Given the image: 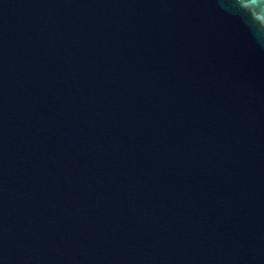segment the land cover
<instances>
[{
    "label": "water",
    "instance_id": "1",
    "mask_svg": "<svg viewBox=\"0 0 264 264\" xmlns=\"http://www.w3.org/2000/svg\"><path fill=\"white\" fill-rule=\"evenodd\" d=\"M0 264H264V0H0Z\"/></svg>",
    "mask_w": 264,
    "mask_h": 264
}]
</instances>
